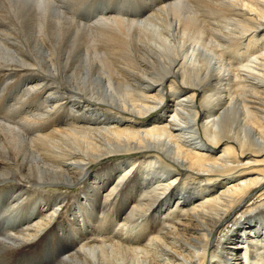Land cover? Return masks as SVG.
I'll return each mask as SVG.
<instances>
[{"label":"bare ground","instance_id":"obj_1","mask_svg":"<svg viewBox=\"0 0 264 264\" xmlns=\"http://www.w3.org/2000/svg\"><path fill=\"white\" fill-rule=\"evenodd\" d=\"M40 249L264 264V0H0V263Z\"/></svg>","mask_w":264,"mask_h":264},{"label":"rangeland","instance_id":"obj_2","mask_svg":"<svg viewBox=\"0 0 264 264\" xmlns=\"http://www.w3.org/2000/svg\"><path fill=\"white\" fill-rule=\"evenodd\" d=\"M217 154H219V153H217ZM43 250L44 249H40L38 251L35 250L34 256H35L36 260H32L31 258H25V257H28L29 254L28 255L21 254V256H20L19 254L12 253V255L10 254L9 256H7L5 262L2 264H5V263L6 264H50V263H52L51 258L49 259L47 257V255H45V254H47L46 251L45 250L43 251ZM36 252H38V253H36ZM242 253H243V251L240 252V255H239L240 257H239L238 261L233 263V264H244V261H243L244 258L241 257Z\"/></svg>","mask_w":264,"mask_h":264},{"label":"clouds","instance_id":"obj_3","mask_svg":"<svg viewBox=\"0 0 264 264\" xmlns=\"http://www.w3.org/2000/svg\"><path fill=\"white\" fill-rule=\"evenodd\" d=\"M51 3V0H38V7L43 10L46 9L47 5Z\"/></svg>","mask_w":264,"mask_h":264}]
</instances>
